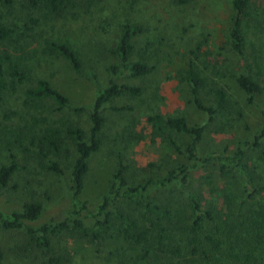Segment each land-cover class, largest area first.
<instances>
[{
	"label": "rangeland",
	"instance_id": "obj_1",
	"mask_svg": "<svg viewBox=\"0 0 264 264\" xmlns=\"http://www.w3.org/2000/svg\"><path fill=\"white\" fill-rule=\"evenodd\" d=\"M85 1L58 16L41 5L28 7L24 0L0 2V24L9 31L0 41V166L14 162L18 167L0 189L2 211L40 204L42 215L27 224L31 227L68 216L76 152L66 129H79L87 141L93 101L110 81L139 89L136 96L111 97L101 107L99 147L87 159L78 195L86 202L80 214L83 227L70 226L49 236L45 250L31 245L23 231L0 229L3 264H48L51 256L60 264H264V91L248 103L235 83L242 74L264 87V0L246 4L240 21V53L233 51L229 38L233 0H88L89 5ZM125 24L138 28L131 39L129 62L151 66L146 76H129L114 54ZM52 42L74 51L78 71L52 50ZM8 61H17L25 74L23 82L14 87ZM113 65L119 67L116 76L110 73ZM188 67L202 81L196 98L212 108L211 116L194 104L186 80ZM38 80L47 81L68 104L57 109L49 98L29 99L25 91ZM215 90L224 94L220 106L215 105ZM153 115L162 119L157 128L148 120ZM168 118L202 128L198 156L213 152L231 157L241 148L239 162L248 169L245 175L231 164L226 171L216 161L199 164L190 169L187 184L156 186L147 199L117 200L110 209V228L93 238L98 230L94 225L99 219L97 207L116 171L129 183H142L158 180L187 163L182 150L189 137L168 129L164 124ZM50 126L61 131L57 151L44 141V131ZM255 139L256 145H251ZM52 162L59 173L46 168ZM190 197L218 224L206 225L194 252L187 231L193 219ZM152 206L167 211L169 218L157 219L156 210L150 211ZM130 222L147 230V244L124 240L122 230ZM159 226L182 233V243H157ZM207 233H214L217 250L210 251L204 242ZM175 248L178 253L171 252Z\"/></svg>",
	"mask_w": 264,
	"mask_h": 264
},
{
	"label": "trees",
	"instance_id": "obj_2",
	"mask_svg": "<svg viewBox=\"0 0 264 264\" xmlns=\"http://www.w3.org/2000/svg\"><path fill=\"white\" fill-rule=\"evenodd\" d=\"M12 0H0L3 4H10ZM28 7L34 8L41 5L48 13L58 16L62 11L67 9H73L80 5L82 0H24ZM87 5L91 4L90 1H85ZM249 0H233L232 1V19L231 28L229 32V38L231 42V48L236 53L241 52L242 38L240 34V21L245 15L246 4ZM135 25L125 24L120 29L119 38L114 48V54L121 65V68L127 71L131 77H143L148 75L152 71V67L139 62H129V56L132 51L131 39L137 31ZM8 29L0 24V41H3L8 36ZM50 47L57 54L63 57L74 71L79 69V61L74 51L67 45L62 43H50ZM1 59V56H0ZM8 75L11 79V87L15 84H21L24 80L25 74L22 68L19 66L17 61H8L7 64ZM111 76H116L119 73L118 65L110 67ZM186 80L191 87V93L193 95L194 104L198 109L205 111L209 116L212 115L213 110L210 107H204L200 104L196 98V90L201 86L202 81L196 75V73L188 67L186 70ZM237 87L246 95V101L252 102V98L256 94H261L264 91V87L261 83L253 81L246 75H238L235 78ZM3 89L0 83V92ZM139 93L138 88L117 85L110 81L108 86L99 91L93 101L91 113L89 116L90 126L88 129V139H83L82 132L77 128H67L66 134L74 141L76 158L71 168V182L73 186L71 210L64 219L51 220L47 223H43L38 227L28 226V223L37 221L42 215V207L38 203L24 204L20 211L5 212L0 209V229L1 230H20L23 231L31 245L37 249H47L49 247V236L56 234L62 230L68 229L70 226L75 229H81L83 227V220L81 218V211L85 209V201H81L78 195L82 189L83 178L87 173V159L89 156L97 151L99 147L98 132L103 124V118L100 114L101 107L108 102L111 97H119L123 94L130 96H136ZM26 96L32 100H39L43 98L51 99L57 109H61L68 104V99L59 93L57 90L52 88L49 83L45 80H38L33 88L25 91ZM215 105L220 106L224 99V94L220 90L214 91ZM148 120L154 127H159L162 123V119L158 115H153ZM165 126L175 132L183 133L189 137L188 142L184 145L182 150L187 163L180 164L170 170L158 180H146L142 183H129L121 174L120 171H116L112 175L110 185L101 199V203L97 207V217L94 221V225L98 228L97 232L93 234V238H97L100 235V231L107 230L111 226V207L119 199H124L129 202H133L141 197L147 196L151 189L156 186H167L172 182H178L180 184H187L190 176V169L197 165H206L212 161H216L220 165L221 171H226L228 165L236 166L242 175H245L248 170L246 166L241 164L239 161L243 155L241 148L235 150L231 157H221L216 153L209 152L204 156H198L196 152V145L201 138L202 128L198 126H188L183 119L180 118H168L164 121ZM261 134H264V125L261 130ZM258 138V137H257ZM256 138V139H257ZM256 139L251 145H256ZM44 141L46 145L54 151L59 150L62 138L61 131L58 127L50 126L44 131ZM17 165L14 162H9L7 165L0 166V189L6 187L10 177L17 170ZM46 168L54 173H59L60 170L57 164L52 162L49 163ZM252 194H249L247 198H251ZM146 198V197H145ZM147 199V198H146ZM190 208L193 213V219L190 225L187 227L188 244L192 245V252L200 246L199 234L203 233L206 225L218 224L214 221L212 215L205 211L200 203L194 198H189ZM150 206V202H147ZM156 210V218L167 220L169 213L167 211H160L157 207L152 206L150 211ZM260 215V214H259ZM246 217L252 218L248 215ZM122 218V216H120ZM215 227V226H213ZM234 227L228 226V229L232 231ZM123 238L125 241H131L135 245L147 244L148 233L147 230H140L137 228L134 222H130L128 227L122 230ZM179 231L175 232L173 229L167 226H159L156 229V240L157 243L163 241H172L182 243V238ZM214 233L206 234L204 236V242L210 246V251L218 249V241L213 237ZM148 252V249L145 250ZM172 253H178L179 251L175 248L171 250ZM210 253V252H209ZM145 255V254H144ZM4 254L0 248V264H3ZM48 264H60L58 258L49 257L47 260Z\"/></svg>",
	"mask_w": 264,
	"mask_h": 264
}]
</instances>
